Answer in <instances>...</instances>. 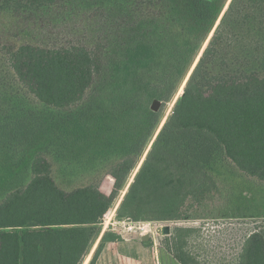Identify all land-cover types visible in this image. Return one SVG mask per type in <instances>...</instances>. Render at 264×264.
Wrapping results in <instances>:
<instances>
[{"label": "trees", "instance_id": "1", "mask_svg": "<svg viewBox=\"0 0 264 264\" xmlns=\"http://www.w3.org/2000/svg\"><path fill=\"white\" fill-rule=\"evenodd\" d=\"M70 2H99L84 18V46L25 41L0 70V151L27 175L0 201V264L84 262L157 132L162 111L152 104L174 96L225 0H0V14L46 41L82 22L56 17ZM220 153L264 181V0L232 1L118 218H191L181 206L218 188L209 168ZM55 174L74 175L71 187ZM108 174L111 194L101 190ZM192 229L172 238L181 264H200L185 250ZM120 239L106 233L90 264ZM237 264H264V230L247 238Z\"/></svg>", "mask_w": 264, "mask_h": 264}, {"label": "rangeland", "instance_id": "2", "mask_svg": "<svg viewBox=\"0 0 264 264\" xmlns=\"http://www.w3.org/2000/svg\"><path fill=\"white\" fill-rule=\"evenodd\" d=\"M232 1L225 0V2L221 3L222 7L216 21L212 24L208 35L201 45L200 50L196 53L174 96L168 102L160 100L161 104L157 111H162V117L156 129L157 132L155 131L156 134L154 133L155 136L148 145L150 147L148 150V147L146 148L126 185L120 190L115 202L116 204L107 212H113L119 208L120 202L118 204L117 201L120 200V197L121 199L124 198L128 192L137 171L145 161L158 133H160L173 113L175 105L194 71L190 72V70L197 60L198 62L200 61ZM95 3L97 4L99 2H70L66 11L62 12L63 9H61L57 12L56 17L58 19L65 17L68 14L67 12H71L70 15L73 18L80 17L83 20L73 30H71L73 26L56 30L54 35L46 41L40 37L39 33L36 35L28 29L25 31L22 23H16L17 28L14 27L13 29L14 21L18 22L21 20H11L7 15L0 14V70L2 73L4 74L7 70V62L6 60L4 62V59L10 49L19 47L25 41L41 42L51 46H68L70 42L77 46H84V34L89 33V30L84 27V18L91 15L90 11L94 10ZM87 4H90L89 7ZM96 18L100 20L101 15H97ZM55 22L58 23V20ZM71 23L73 25L75 24V22ZM5 24L8 26L4 27ZM204 47L205 49L202 55H200ZM188 74L189 77L187 78ZM1 103L3 104V101ZM9 156L10 151L7 154L6 152L0 151V201L5 199L10 192L14 191L24 181L22 179L23 177L25 179L27 178V175L20 172L22 166H13L11 164L12 159ZM209 172L218 188L213 190L210 196L201 204L197 203L196 200H187L181 206L180 211L189 213L192 216L191 218L175 221L134 220L133 224L137 228L132 231L127 229L126 226L129 225L127 222L126 226L124 224L119 225V231L108 230L104 233L101 232L102 222H100L98 225V237L82 264L91 263L104 235L108 232L118 234L121 236L120 240H123L124 237L129 240H135L139 243V246L145 243L144 245L147 249L149 248L146 253L142 252L146 249H138L136 251L137 256L134 259H130V263L123 261V264H181L171 253L174 248L172 238L175 235V229L177 227L193 228L185 250H188L191 255L195 256L200 264H237L247 238L256 231L264 230V181L239 169L224 153L218 155L217 160L210 166ZM20 174L22 175L19 176ZM75 176L78 177L76 174ZM55 177L60 186L69 188L73 184L74 175L73 177H69L67 175L55 174ZM110 177L114 179L112 185L108 181ZM83 181L84 177H80L74 184H81ZM115 182L114 176L110 174L106 175L101 182V190L107 194H111L115 187ZM163 215H166V212ZM118 219L126 220V218ZM165 225H169L171 228L169 234L163 231L164 227L162 228V226ZM139 227H145L146 229L142 230ZM156 230H159V232H156ZM147 236L149 238L144 241V237ZM147 241H149V244L146 245ZM107 262L108 264H114V260L111 257L107 259L105 264Z\"/></svg>", "mask_w": 264, "mask_h": 264}, {"label": "crops", "instance_id": "3", "mask_svg": "<svg viewBox=\"0 0 264 264\" xmlns=\"http://www.w3.org/2000/svg\"><path fill=\"white\" fill-rule=\"evenodd\" d=\"M138 244L139 243H137L135 240H129L126 237H124L123 240L109 242L106 244L105 248L103 249L96 264H105L107 259L110 257L114 260V264L117 263L123 264L122 263L123 261L129 262L130 259H134L137 256L136 251L138 249L139 250H141V248L146 249L142 251L144 253H146V251H148L149 249V248L147 249V247L144 245L145 243L140 244V246Z\"/></svg>", "mask_w": 264, "mask_h": 264}, {"label": "built area", "instance_id": "4", "mask_svg": "<svg viewBox=\"0 0 264 264\" xmlns=\"http://www.w3.org/2000/svg\"><path fill=\"white\" fill-rule=\"evenodd\" d=\"M117 210H114L113 212L110 211V212H107L104 214L103 216V221H101V227H102V231L101 232H106L108 230H114V231H119V225L121 224H124L126 226L127 222H128V226L127 229L132 231L134 230L135 228H137L134 224H133V221L131 218H126L123 219V220H120L118 219V216H117ZM147 227V226H145ZM145 227H139V229H142V230H145L146 228ZM164 226H162L163 228ZM156 232H159V230H156Z\"/></svg>", "mask_w": 264, "mask_h": 264}, {"label": "water", "instance_id": "5", "mask_svg": "<svg viewBox=\"0 0 264 264\" xmlns=\"http://www.w3.org/2000/svg\"><path fill=\"white\" fill-rule=\"evenodd\" d=\"M213 34V33H212ZM204 49H205V47L203 48V50L201 51V54L200 55H202V53H203V51H204ZM198 63V60L196 61V63H195V65H193V67H192V69L190 70V72H192L193 70H194V68H195V66H196V64ZM190 74V73H189ZM189 74H188V76H187V78L189 77ZM183 93H184V91H183ZM182 93V94H183ZM160 100H155L154 101V103L152 104V108L154 109V110H158V108H159V106H160ZM124 197V196H123ZM124 198H122L121 199V201H120V204H121V202H122V200H123ZM120 204H119V206H120ZM118 206V207H119ZM170 230H171V228H170V226L169 225H165L164 226V228H163V231H164V233H166V234H169L170 233ZM149 237L147 236V237H144V240H147Z\"/></svg>", "mask_w": 264, "mask_h": 264}]
</instances>
